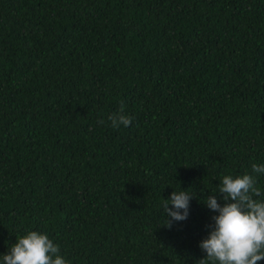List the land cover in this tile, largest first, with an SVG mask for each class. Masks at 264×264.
I'll list each match as a JSON object with an SVG mask.
<instances>
[{
	"label": "trees",
	"instance_id": "trees-1",
	"mask_svg": "<svg viewBox=\"0 0 264 264\" xmlns=\"http://www.w3.org/2000/svg\"><path fill=\"white\" fill-rule=\"evenodd\" d=\"M254 163L264 0H0V264L29 230L67 264H197L204 196L264 192ZM174 190L194 198L168 228Z\"/></svg>",
	"mask_w": 264,
	"mask_h": 264
},
{
	"label": "clouds",
	"instance_id": "clouds-1",
	"mask_svg": "<svg viewBox=\"0 0 264 264\" xmlns=\"http://www.w3.org/2000/svg\"><path fill=\"white\" fill-rule=\"evenodd\" d=\"M108 119L115 129L121 125L128 127L133 117L125 115L121 106ZM251 167L254 174H264V165L254 163ZM257 183L256 175L227 174L222 176L218 189L223 204L218 203L215 194L204 196L203 203L218 215L212 217L214 224L209 225L207 238L199 244L206 256L197 264H258L264 260V192ZM193 198L187 190H174L163 204V212L169 218L163 226L171 228L173 221L186 220ZM2 261L3 264H67L59 245L46 233L35 230L17 236L8 253L2 255Z\"/></svg>",
	"mask_w": 264,
	"mask_h": 264
}]
</instances>
